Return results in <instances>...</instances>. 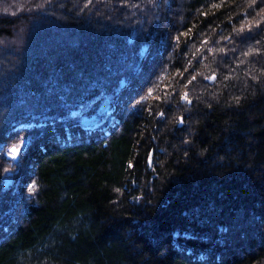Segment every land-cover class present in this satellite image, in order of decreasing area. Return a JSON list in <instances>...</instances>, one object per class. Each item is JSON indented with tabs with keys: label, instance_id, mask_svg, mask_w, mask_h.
Returning <instances> with one entry per match:
<instances>
[{
	"label": "trees",
	"instance_id": "trees-1",
	"mask_svg": "<svg viewBox=\"0 0 264 264\" xmlns=\"http://www.w3.org/2000/svg\"><path fill=\"white\" fill-rule=\"evenodd\" d=\"M0 264H264V0H0Z\"/></svg>",
	"mask_w": 264,
	"mask_h": 264
},
{
	"label": "water",
	"instance_id": "water-1",
	"mask_svg": "<svg viewBox=\"0 0 264 264\" xmlns=\"http://www.w3.org/2000/svg\"><path fill=\"white\" fill-rule=\"evenodd\" d=\"M95 121L96 120L88 121V122H85V124L86 125L93 124V123H95ZM16 153H17L16 155H18V152H16ZM152 158H153V152L151 153L150 158H149V165L150 166H152V161H153ZM10 182H11V177H7L6 181H5L6 188H8L10 186Z\"/></svg>",
	"mask_w": 264,
	"mask_h": 264
},
{
	"label": "snow or ice",
	"instance_id": "snow-or-ice-1",
	"mask_svg": "<svg viewBox=\"0 0 264 264\" xmlns=\"http://www.w3.org/2000/svg\"><path fill=\"white\" fill-rule=\"evenodd\" d=\"M184 99L187 100V94H185ZM16 151H18V150L14 148V149H13V152H16Z\"/></svg>",
	"mask_w": 264,
	"mask_h": 264
},
{
	"label": "rangeland",
	"instance_id": "rangeland-1",
	"mask_svg": "<svg viewBox=\"0 0 264 264\" xmlns=\"http://www.w3.org/2000/svg\"><path fill=\"white\" fill-rule=\"evenodd\" d=\"M107 107H108V105H107ZM7 177H11V178H12V176H11V175H9V176H7Z\"/></svg>",
	"mask_w": 264,
	"mask_h": 264
}]
</instances>
